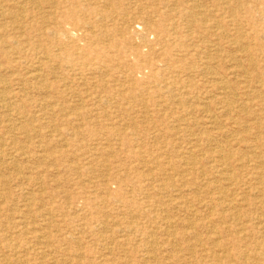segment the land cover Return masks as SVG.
Instances as JSON below:
<instances>
[{"label": "rangeland", "instance_id": "obj_1", "mask_svg": "<svg viewBox=\"0 0 264 264\" xmlns=\"http://www.w3.org/2000/svg\"><path fill=\"white\" fill-rule=\"evenodd\" d=\"M10 263L264 264V0H0Z\"/></svg>", "mask_w": 264, "mask_h": 264}, {"label": "bare ground", "instance_id": "obj_2", "mask_svg": "<svg viewBox=\"0 0 264 264\" xmlns=\"http://www.w3.org/2000/svg\"><path fill=\"white\" fill-rule=\"evenodd\" d=\"M51 2V1H50ZM40 6V5H39ZM177 6V5H176ZM246 6V5H245ZM187 8V7H186ZM188 9V8H187ZM172 11L174 10V9H171ZM184 10H186V9H184ZM176 11V10H175ZM182 12H183V10H182ZM181 12V13H182ZM169 13V12H168ZM193 13V12H192ZM153 14V13H152ZM201 14V13H200ZM170 17V16H169ZM105 18H107V17H105ZM170 18H172V17H170ZM155 19V18H154ZM184 19H186V17L184 18ZM181 20V19H180ZM180 20H178V21H180ZM192 20V19H191ZM151 22H152V20H151ZM176 23V22H175ZM186 23H187V21H186ZM186 23H184V24H186ZM188 23H190V22H188ZM183 24V23H182ZM195 24V23H194ZM188 25V24H187ZM180 27V26H179ZM184 27V26H183ZM203 27V26H202ZM215 29V28H214ZM79 30V29H78ZM186 30V29H185ZM97 33V32H96ZM82 34V33H81ZM180 34V33H179ZM8 36V35H7ZM164 40V39H163ZM49 44V43H48ZM244 47V46H243ZM141 48V47H140ZM245 49H248V48H245ZM148 51V50H147ZM191 51V50H190ZM72 52H73V50H72ZM149 52V51H148ZM116 53V52H115ZM147 53V52H146ZM145 53V54H146ZM229 53V52H228ZM175 56H177V55H175ZM5 58V57H4ZM178 58V57H177ZM167 59V58H166ZM247 59V58H246ZM2 60H3V58H2ZM65 60V59H64ZM47 61V60H46ZM167 62V61H166ZM16 64V63H15ZM49 64V63H48ZM97 65V64H96ZM3 67V66H2ZM53 67V66H52ZM102 67V66H101ZM55 68V67H54ZM123 68V67H122ZM10 69V68H9ZM42 70V69H41ZM45 70V69H44ZM46 70H48V69H46ZM36 71V70H35ZM202 72V71H201ZM34 73V72H33ZM183 77V76H182ZM18 78V77H17ZM248 80V79H247ZM15 81V80H14ZM11 82H13V81H11ZM6 83V82H5ZM185 83V82H184ZM214 83V82H213ZM242 83V82H241ZM187 84V83H186ZM256 84V83H255ZM185 85V84H184ZM5 87V86H4ZM55 88V87H54ZM167 88V87H166ZM230 92V91H229ZM117 94V93H116ZM236 94V93H235ZM245 96V95H244ZM10 98V97H9ZM120 101V100H119ZM189 101V100H188ZM229 102V101H228ZM193 107V106H192ZM199 109V108H198ZM225 110V109H224ZM190 112V111H189ZM225 112V111H224ZM223 112V113H224ZM222 113V112H221ZM222 113V114H223ZM227 113V112H226ZM187 114V113H186ZM200 114V113H199ZM181 116V115H180ZM219 116V115H218ZM206 121V120H205ZM222 121V120H221ZM224 121V120H223ZM167 122V121H166ZM185 124V123H184ZM246 125V124H245ZM243 126V125H242ZM247 126V125H246ZM177 128V127H176ZM194 133V132H193ZM58 136V135H57ZM263 137V136H262ZM240 140V139H239ZM216 141V140H215ZM255 141V140H254ZM210 142V141H209ZM240 142H242V141H240ZM218 143V142H217ZM223 143V142H222ZM248 143V142H247ZM253 144V143H252ZM194 145V144H193ZM198 146V145H197ZM213 148V147H212ZM191 149V148H190ZM189 149V150H190ZM206 149V148H205ZM210 149V148H209ZM148 150V149H147ZM214 150V149H213ZM230 150V149H229ZM206 151V150H205ZM222 152V151H221ZM199 153V152H198ZM208 153V152H207ZM239 155V154H238ZM199 156V155H198ZM203 156V155H202ZM240 156V155H239ZM261 157H263V156H261ZM182 158V157H181ZM244 158V157H243ZM245 159V158H244ZM140 160V159H139ZM199 160V159H198ZM161 162V161H160ZM188 163V162H187ZM210 163H211V161H210ZM221 163V162H220ZM236 163V162H235ZM153 164V163H152ZM213 164V163H212ZM219 164V163H218ZM184 166V165H183ZM186 166V165H185ZM228 166V165H227ZM190 168V167H189ZM219 168H220V166H219ZM262 169V168H261ZM158 170H161V172H163V169L162 168H159ZM224 170V169H223ZM197 171V170H196ZM214 171V170H213ZM226 171V170H225ZM229 171V170H228ZM241 171V170H240ZM147 172V171H146ZM221 172V171H220ZM148 173V172H147ZM198 173V172H197ZM200 174V173H199ZM214 174V173H213ZM223 174V173H222ZM225 174V173H224ZM223 174V175H224ZM220 175V174H219ZM245 175V174H244ZM243 175V176H244ZM253 175H254V172H253ZM252 175V176H253ZM160 176H162V174L160 175ZM194 176V175H193ZM195 177V176H194ZM221 177V176H220ZM220 177H218L219 179H220ZM152 179V178H151ZM170 179V178H169ZM168 179V180H169ZM159 182V181H158ZM232 182H233V180H232ZM160 183H161V181H160ZM193 183V182H192ZM208 183V182H207ZM254 183V182H253ZM206 184V183H205ZM203 185V184H202ZM255 185H256V183H255ZM149 186H151L150 184H149ZM165 186V185H164ZM163 186V187H164ZM155 187H157V186H155ZM160 187V186H159ZM158 187V188H159ZM169 187V186H168ZM226 187V186H225ZM173 189V188H172ZM235 189V188H234ZM171 192V191H170ZM178 192V191H177ZM202 192H204V191H202ZM224 192V191H223ZM173 193V192H172ZM198 193V192H197ZM214 193H216V192H214ZM225 193V192H224ZM257 194V193H256ZM199 195V194H198ZM258 196V195H257ZM230 197V196H229ZM261 197V196H260ZM163 199V198H162ZM258 202V201H257ZM260 202V201H259ZM166 203V202H165ZM251 204V203H250ZM186 206V205H185ZM234 207V206H233ZM252 207V206H251ZM254 208V207H253ZM172 209V208H171ZM162 211H163V209H162ZM256 211V210H255ZM165 212V211H164ZM225 224V223H224ZM140 230V229H139ZM210 230V229H209ZM138 231V230H137ZM164 232V231H163ZM251 233V232H250ZM209 234H210V232H209ZM184 235V234H183ZM207 235V234H206ZM262 235V234H261ZM163 236V235H162ZM5 238V237H4ZM116 240V239H115ZM3 243V242H2ZM171 243V242H170ZM254 243V242H253ZM119 244V243H118ZM17 246V245H16ZM159 247V246H158ZM205 247V246H204ZM12 248V247H11ZM13 250V249H12ZM15 250V249H14ZM132 253V252H131ZM217 253V252H216ZM219 253V252H218ZM18 254V253H17ZM203 254V253H202ZM81 255V254H80ZM254 257V256H253ZM78 258V257H77ZM154 259V258H153ZM203 259V258H202ZM151 260V259H150ZM22 262V261H21ZM11 264V263H10Z\"/></svg>", "mask_w": 264, "mask_h": 264}]
</instances>
